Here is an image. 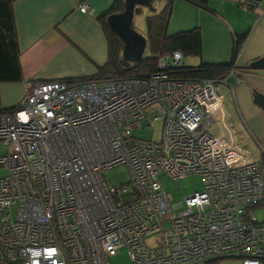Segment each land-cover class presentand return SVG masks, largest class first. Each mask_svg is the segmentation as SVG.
<instances>
[{
  "label": "built area",
  "instance_id": "1",
  "mask_svg": "<svg viewBox=\"0 0 264 264\" xmlns=\"http://www.w3.org/2000/svg\"><path fill=\"white\" fill-rule=\"evenodd\" d=\"M181 58L160 55L143 76L22 81L0 111V264H108L121 248L130 264H264V223L249 213L264 200L261 163L219 122L233 66L178 78ZM150 119L158 142L131 135ZM120 164L129 180L106 184ZM160 173L198 174L202 189L170 202Z\"/></svg>",
  "mask_w": 264,
  "mask_h": 264
},
{
  "label": "crops",
  "instance_id": "2",
  "mask_svg": "<svg viewBox=\"0 0 264 264\" xmlns=\"http://www.w3.org/2000/svg\"><path fill=\"white\" fill-rule=\"evenodd\" d=\"M113 1L13 0L22 80L0 83V99L3 100L0 105L10 107L17 102L23 92L22 81H75L81 77H108L98 76L101 66L98 64H103L107 56L100 16ZM163 2L158 0L156 5L162 6ZM79 3L88 6L85 12L78 10ZM171 9L166 25L167 34L192 28L199 32L201 50L198 55H192L197 58L193 66L200 61L207 64L228 62L234 39H240L241 43L232 58L233 74L237 81L227 79L224 84L227 96L222 95L219 86L223 122L218 120L220 115L217 113L213 118L230 131L235 142L232 125L233 119L237 120L260 146L264 136V110L251 102V93L256 90L264 95V68H250L248 65L264 56V0H172ZM182 64L186 65L184 62ZM217 71L209 78L223 77L228 69L222 73ZM12 88H15L13 92ZM218 128L217 132L221 133ZM240 143L239 146L243 148L245 144L242 139ZM261 149L264 153V148ZM249 156L252 160L261 161L264 180V158H254L251 153ZM249 213L257 222L264 223V200L251 206Z\"/></svg>",
  "mask_w": 264,
  "mask_h": 264
},
{
  "label": "trees",
  "instance_id": "3",
  "mask_svg": "<svg viewBox=\"0 0 264 264\" xmlns=\"http://www.w3.org/2000/svg\"><path fill=\"white\" fill-rule=\"evenodd\" d=\"M171 1L164 0L161 11L145 17L146 43L148 54L143 55L139 61L129 63L121 59L120 52L122 42L108 29L105 17L109 13L119 12L123 8V0H114L111 6L100 16L103 26V33L107 44V56L119 57L123 67L116 75L122 76H143L156 70L158 56L169 53L173 50L185 54L198 55L201 50L200 35L197 29L178 31L167 34L166 25L171 13ZM199 2L200 0H191ZM13 0H0V83L20 82L21 71L18 61L19 49L16 41L15 25L12 11ZM150 8V7H149ZM154 9L150 8L152 12ZM139 8L135 10V13ZM240 39H234L231 51V58L228 62L219 64H207L200 61L197 66H185L175 70L173 73L178 78H209V76L227 71L232 65V58L236 54ZM85 79L81 77L82 80ZM12 107V106H10ZM9 107H2L0 111Z\"/></svg>",
  "mask_w": 264,
  "mask_h": 264
},
{
  "label": "rangeland",
  "instance_id": "4",
  "mask_svg": "<svg viewBox=\"0 0 264 264\" xmlns=\"http://www.w3.org/2000/svg\"><path fill=\"white\" fill-rule=\"evenodd\" d=\"M157 1L158 0H151L150 8L152 9L155 8L152 12L150 11V8H145V7H138L139 11L136 13L134 11L131 20V27L137 33L146 36L145 17L150 14H155L160 12L161 8L163 7L160 5H156ZM148 52H149L148 45L146 43L143 55H147ZM121 61L122 60L119 57L106 56L105 62L103 64H98L102 66V67L99 66L100 69L98 70V76H108V77L116 76L117 72H119L121 70V67H123ZM181 61L184 62V64H186L185 66H193L194 64L192 63L197 62V58L196 56H192L191 54H185L182 56ZM100 78L103 77H99L98 79ZM226 89L227 87L224 86V84H220V90L223 96H227ZM14 90L15 88L11 89L12 92ZM0 101L2 102L3 100L0 99ZM153 114H154L153 112H149L148 117L151 118ZM232 126L234 127L233 132L235 134L236 137L235 140L237 144L240 145L241 144L240 140L242 139L245 144L242 149L247 154L250 155L251 153L254 158L256 157L264 158V153L261 149V147L264 148V136L262 138L261 145L258 146L252 140L249 134L244 131V127H241V124H239V122L237 123V120L233 119ZM209 130L212 133H216L217 131L216 123L211 124ZM236 134L238 135V137L236 136ZM131 135L134 137L151 139L155 142H158L161 138L160 123L151 120L150 123L143 128L133 127L131 130ZM3 152H4V148L3 146L0 145V154H2ZM4 173H5L4 170H0V175H3ZM101 176L102 179H104V181L106 182V184H110V185L124 184L129 180L127 168L123 164L116 165L108 170H105L104 172L101 173ZM157 177L160 180L161 189L167 194V197L170 202L181 200L184 196L191 194L194 191H200L202 189V180L200 175L198 174H189L181 178L173 179L164 173H160L158 174ZM146 242L148 244H151L150 239H148ZM108 264H130V259L128 257L126 249L121 248L117 251V253L114 256L109 257ZM206 264H237V260L233 257H223V258L210 260Z\"/></svg>",
  "mask_w": 264,
  "mask_h": 264
},
{
  "label": "water",
  "instance_id": "5",
  "mask_svg": "<svg viewBox=\"0 0 264 264\" xmlns=\"http://www.w3.org/2000/svg\"><path fill=\"white\" fill-rule=\"evenodd\" d=\"M151 0H123V8L119 12L109 13L105 17V23L122 42L121 59L129 63H135L142 57L146 46V38L137 33L131 27L134 11L138 7L149 8ZM250 68H264V56H261L248 65ZM251 102L260 110H264V95L253 90Z\"/></svg>",
  "mask_w": 264,
  "mask_h": 264
},
{
  "label": "bare ground",
  "instance_id": "6",
  "mask_svg": "<svg viewBox=\"0 0 264 264\" xmlns=\"http://www.w3.org/2000/svg\"><path fill=\"white\" fill-rule=\"evenodd\" d=\"M260 163H261V161H260ZM262 164V163H261ZM261 170H262V165H261Z\"/></svg>",
  "mask_w": 264,
  "mask_h": 264
}]
</instances>
